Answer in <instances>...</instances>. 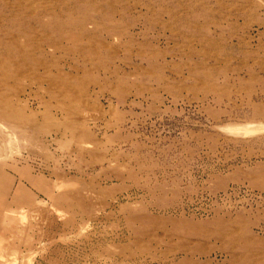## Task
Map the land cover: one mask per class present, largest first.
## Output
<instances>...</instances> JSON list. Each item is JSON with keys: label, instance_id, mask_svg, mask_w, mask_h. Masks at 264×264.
Instances as JSON below:
<instances>
[{"label": "rangeland", "instance_id": "1", "mask_svg": "<svg viewBox=\"0 0 264 264\" xmlns=\"http://www.w3.org/2000/svg\"><path fill=\"white\" fill-rule=\"evenodd\" d=\"M0 38V264H264V0H0Z\"/></svg>", "mask_w": 264, "mask_h": 264}, {"label": "crops", "instance_id": "2", "mask_svg": "<svg viewBox=\"0 0 264 264\" xmlns=\"http://www.w3.org/2000/svg\"><path fill=\"white\" fill-rule=\"evenodd\" d=\"M16 174L3 171L0 165V256H10L17 248L12 237L17 235V215L13 212L18 208V194L23 190L16 182Z\"/></svg>", "mask_w": 264, "mask_h": 264}, {"label": "bare ground", "instance_id": "3", "mask_svg": "<svg viewBox=\"0 0 264 264\" xmlns=\"http://www.w3.org/2000/svg\"><path fill=\"white\" fill-rule=\"evenodd\" d=\"M14 36H12L9 40H8V44H12V45H14L16 42H15V39L13 38ZM18 42V41H17ZM0 43H4V40L3 39H1L0 38ZM40 62V61H39ZM42 65H43V63H42ZM39 67H41V66H39Z\"/></svg>", "mask_w": 264, "mask_h": 264}]
</instances>
